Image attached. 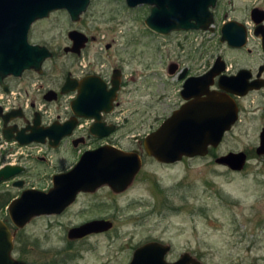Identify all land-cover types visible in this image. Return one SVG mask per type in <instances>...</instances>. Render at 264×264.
Returning <instances> with one entry per match:
<instances>
[{
  "label": "rangeland",
  "instance_id": "rangeland-1",
  "mask_svg": "<svg viewBox=\"0 0 264 264\" xmlns=\"http://www.w3.org/2000/svg\"><path fill=\"white\" fill-rule=\"evenodd\" d=\"M253 6L264 8V0H222L219 20L225 15L247 18ZM150 8H131L125 0H91L78 21L58 10L32 25L30 43L47 46L53 56L43 64V77L29 71L14 81V92L4 95L6 103L26 108L34 103L52 119L63 106L46 101L42 93L57 89L67 72H98L110 79L114 69H121L123 86L112 118L121 127L111 141L125 151L141 149L143 164L125 191L115 193L105 185L94 193H81L63 213L35 217L21 229L12 223L8 206L22 188L11 181L0 183V217L15 233L13 256L19 264H52L54 259L63 264H129L135 249L149 241L171 245L169 261L189 252L203 264H264V155L256 152L264 126V97L242 100L239 121L206 156L160 163L141 142L179 104L181 84L169 72L171 64L204 70L222 55L237 67L245 65L247 57L222 45L218 31H152L145 24ZM71 30L89 37L80 55L66 50L72 46ZM89 147L65 144L49 152L32 147L24 188L47 191L51 175L71 170ZM241 151L247 154L242 170L216 162ZM100 218L113 221V228L79 240L68 238L71 227Z\"/></svg>",
  "mask_w": 264,
  "mask_h": 264
},
{
  "label": "water",
  "instance_id": "water-1",
  "mask_svg": "<svg viewBox=\"0 0 264 264\" xmlns=\"http://www.w3.org/2000/svg\"><path fill=\"white\" fill-rule=\"evenodd\" d=\"M216 1L126 0V3L131 8L149 5L150 14L145 19V24L156 33L168 35L172 31L208 29L213 22L211 7H215ZM90 2L91 0H0V84L6 92L9 91L3 83L6 76L20 75L24 70L42 73V64L53 56L47 46L30 43L29 31L32 25L58 10H66L73 21H78L87 11ZM253 16L255 20L263 21L264 11L255 8ZM235 23L230 22L223 28L224 37L230 44L242 46L244 32H235ZM68 35L73 44L66 50L80 54L89 37L79 30H71ZM221 64V57H218L207 74L200 78L187 79L183 94L194 88L198 81L208 86L210 79L223 71ZM169 71H175L174 64H171ZM120 77V71L114 70L113 87L108 92H105L101 84L94 85V78L85 82L72 103L76 116L99 120L101 110L112 111L120 88ZM230 82L238 84L239 76L230 78ZM69 90L65 87L62 92L67 93ZM248 90L245 87L236 94L245 95ZM55 93L54 90L48 91L44 96L45 100H55ZM204 93L206 96H202ZM188 96L192 97L184 95V98L189 99ZM193 96L194 100L184 104L145 137V152L158 162L172 164L184 157L206 156L210 147H218L225 133L239 120V107L231 95L203 91L194 93ZM19 111L20 109H16L3 113L0 108V115L4 119V137L8 140L17 139L21 144L45 143L49 137L50 140L55 139L50 144L56 147L63 137L72 134L76 126V121L70 120L64 126L54 123L43 128L39 113H36L30 133L25 137H14L8 131V123ZM114 129V125L108 126L107 131L100 133V136L107 135ZM96 130L95 126L91 128L94 134H97ZM79 142L80 140H76L74 145L77 146ZM257 154L264 155V129ZM216 162L239 171L246 165L247 154L243 151L230 152L218 157ZM142 164V155L138 151H125L113 145L87 150L71 170L54 175L53 186L49 190L28 188L12 200L8 206L9 217L16 229H21L35 217L63 213L77 200L80 193H94L105 185L115 193H121L133 183ZM22 169L17 165L3 167L0 169V183L13 179ZM14 185L22 187L23 182L16 181ZM113 226V221L109 219H93L71 227L67 236L70 240H79L91 234L107 232ZM14 234L0 217V264H19L13 256ZM171 249V245L161 241L146 242L135 249L129 264H203L189 252L183 253L175 261H169L167 255Z\"/></svg>",
  "mask_w": 264,
  "mask_h": 264
},
{
  "label": "flooded vegetation",
  "instance_id": "flooded-vegetation-1",
  "mask_svg": "<svg viewBox=\"0 0 264 264\" xmlns=\"http://www.w3.org/2000/svg\"><path fill=\"white\" fill-rule=\"evenodd\" d=\"M221 2L222 0H217L215 7L214 8L211 7V11H213V22L210 24L208 29L189 30V31L179 30V32L207 33V32H217L218 31L220 43L226 46L227 49L231 50L232 52H238V53L240 52V53H243V55H246L247 63L245 65L234 67L230 61H228L222 55H219L218 57H221V61H222L221 66H223V71L219 75L211 78L210 79L211 82L208 86H205L201 81H198V83L196 84L194 88L192 89L190 88L189 90L185 91L184 94H183V91H184V86H185L187 79L193 78V77L200 78L204 76L214 67L216 61L214 62L213 65H210V67L204 70H201L200 68L194 69V67H189V66L181 68L178 63H174L175 71L173 72V74L177 75L178 82H180L181 84V88L179 89V93H180L179 104L176 108L172 110L171 115L175 111L180 109L184 104L188 103L189 101L194 100L195 99V97L193 96L194 93H202L203 91L210 92V93L220 92V93H227L231 95L238 104L239 119H240V113L242 112L241 102L244 98L254 96V95H260L264 97V35H263L264 20L257 21L255 20L253 16V10L255 8H259L263 11H264V8L253 6L251 10L249 11V15L247 18H242V19L228 18L227 15H225V18L222 21H220L219 20V9L221 6ZM40 20H43V18ZM230 22H236L235 24L237 27H234L235 32H244V36L242 38L244 39V42L242 46L232 45L224 37L223 28ZM172 32H175V31H172ZM80 54H77V55H80ZM41 69H42V73H40V75L43 77V64H42ZM114 70H113V73H114ZM118 70L121 73V77H120V88L117 91V97H118V92L123 86L122 71L121 69H118ZM29 71L36 72L34 70H24L22 74L20 75L11 74V75L6 76L3 79V83L7 85V87L9 88L8 92H11L13 90V86H14L13 82L14 81L19 82L24 77L25 73ZM113 73H112V77H113ZM234 76H239L238 84L234 82L233 83L230 82V78H233ZM112 77L110 79H107V77L103 76L102 74H99L98 72L85 73L79 76L74 75L70 71L67 72L64 80L62 81V83L59 85L57 89H48L46 91L47 93L50 90H54L56 92L55 95L57 98L49 102L57 101L61 103L60 105H62L64 109L63 111L59 110L56 117L52 119L48 118L47 115H45L42 108L40 109L35 108L34 103H32V106L29 108H26L22 105H17L16 108H13L9 111H5L4 108L1 107L3 113H9L13 110L20 109L18 114L16 116H13L8 123V131L14 137H25L28 135V133H30L32 127L34 126V120L36 118V113H39V119L41 120V126H43V128L51 126L54 123H57L59 126H64L70 120L76 121V126L73 128L72 134L69 136L63 137L60 140L58 146L53 147L50 144V142L51 141L55 142V139L50 140L49 137H47V141L45 143L32 142L30 144H21L17 139H12V140L6 139L3 134L4 119L0 115V122H1L0 124V133H1L0 134V169H2L3 167L7 165H13V166L17 165L23 168L22 171L17 176L9 180L11 181L14 187H17L14 185V182L22 181L23 186L18 187V188H22V192L26 189L24 188L26 185L25 177L30 172V167L27 165V163H28V160L34 156L33 151L31 149L32 147H41L42 151H43V148H45L49 152V151L58 150L65 144L67 145L71 144L75 149L78 148L79 145L81 144L83 146H87V145L90 146L88 149H86V151L97 149L99 147L106 146V145L116 146L111 141V136L114 133H116L121 127L118 121L112 120V118H116L115 109H116V106L118 105L116 102L117 99L114 101V107L112 111L110 112H107L106 110L100 111L99 120L97 118L89 119L85 117L76 116V114L73 112V109H72L73 100L77 98L80 92V87L83 86L85 82L94 78L93 79L94 85L101 84V86L104 87L105 92H108L113 87ZM41 87L42 86H40V88ZM65 87H67V89H70L69 92L67 93L62 92ZM245 87L249 89L247 94L245 95L236 94L237 91H241V89ZM0 89L6 92L1 86V84H0ZM46 93L44 94L42 93V98L45 96ZM184 95H191L192 97L188 96L190 98L185 99ZM202 96H206V93H204ZM96 124H98V126ZM112 125L115 126V129L113 132L107 135H104V136H100V133L106 132L108 129V126H112ZM94 126L97 129L96 130L97 134H94L91 132V128ZM263 129H264V126L262 127V130L259 135V142L261 140V133ZM136 138L139 139V137H136ZM144 139H142L141 141L143 147H144V144H143ZM76 140H80L77 146L74 145V142ZM24 148L25 150H23ZM134 151H138L142 155L141 149L140 150L135 149ZM256 152H257V149H256ZM14 154L17 155V158L15 161H11L10 157H12ZM41 159L42 161L47 160L45 156H42ZM69 170H65V171L63 170V171H58V172L53 173L50 177V181L52 184L46 190H49L53 186L54 175L67 172Z\"/></svg>",
  "mask_w": 264,
  "mask_h": 264
},
{
  "label": "built area",
  "instance_id": "built-area-1",
  "mask_svg": "<svg viewBox=\"0 0 264 264\" xmlns=\"http://www.w3.org/2000/svg\"><path fill=\"white\" fill-rule=\"evenodd\" d=\"M13 92H14L13 90L11 92H9V93H6V92L3 91L2 95H0V96H2L0 98V107H3L5 111H9V110L17 107V106H10V104H7L6 101H5V98H4V95L12 94Z\"/></svg>",
  "mask_w": 264,
  "mask_h": 264
},
{
  "label": "trees",
  "instance_id": "trees-1",
  "mask_svg": "<svg viewBox=\"0 0 264 264\" xmlns=\"http://www.w3.org/2000/svg\"><path fill=\"white\" fill-rule=\"evenodd\" d=\"M13 199V198H12ZM9 199L7 200V203L5 204V207L9 204V202L12 200ZM52 264H63L61 261H59L58 259H54V261L52 262Z\"/></svg>",
  "mask_w": 264,
  "mask_h": 264
}]
</instances>
